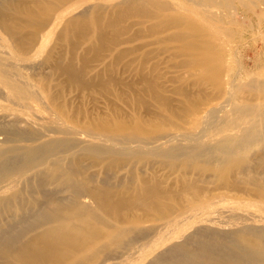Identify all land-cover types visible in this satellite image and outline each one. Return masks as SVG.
Returning a JSON list of instances; mask_svg holds the SVG:
<instances>
[{
	"label": "bare ground",
	"instance_id": "obj_1",
	"mask_svg": "<svg viewBox=\"0 0 264 264\" xmlns=\"http://www.w3.org/2000/svg\"><path fill=\"white\" fill-rule=\"evenodd\" d=\"M16 1L0 0V264H264V75L245 69L264 45V0ZM124 15L139 34L117 39ZM73 35L96 65H74ZM135 49L147 115L55 103L50 79L90 88L83 77ZM163 59L189 91L155 83Z\"/></svg>",
	"mask_w": 264,
	"mask_h": 264
},
{
	"label": "rangeland",
	"instance_id": "obj_2",
	"mask_svg": "<svg viewBox=\"0 0 264 264\" xmlns=\"http://www.w3.org/2000/svg\"><path fill=\"white\" fill-rule=\"evenodd\" d=\"M12 1L15 3L17 2L16 0ZM113 17L115 18L116 15ZM126 17L127 16L124 15L115 22L116 27L119 29V33L116 36L117 39H124L125 37L131 35L136 36L139 34L138 26L136 25H130L129 30L126 29V25H129V22L134 21L136 18L130 17V19ZM110 32L111 30L107 28L106 37L108 39H111ZM72 39L74 43H76V49L74 50L76 55L73 57L74 65L76 67H81L84 64H88L90 68L96 65L99 58L95 55L96 47H88L89 43L85 40L83 35H73ZM138 42V40H134L131 44L137 45ZM52 43L57 47L56 50L60 51L59 54H61V57L65 59L70 57V54L72 53V46L70 43L60 40L57 37L53 38ZM109 45L110 43L105 44L106 47ZM106 50L107 49L100 51L99 55L101 58L106 53ZM256 50L257 49L252 53V62H247V67H245V69L253 75H264V45H260L258 52ZM81 55L85 56V61L81 59ZM141 58V49H135V51L131 53H124L123 57L119 58L114 63L111 62V64L95 78L88 79L87 77H83V81H94L93 86H90V88L80 87L76 83L68 82L64 75H61L59 80H52L49 78L50 81L55 84V89L58 93L55 103L57 102L60 106L65 107L69 113H75L79 117L87 115L94 117L106 116L107 118L114 120L130 116L131 114L147 115L148 108H151L152 97L148 92L141 90L142 79L140 73L144 71L140 64ZM54 59V56H52L48 63H46L45 67H47L48 70L45 71L59 75L60 72L54 66ZM156 61V58L151 59L148 57V64H155L154 62ZM168 65L169 63L164 61V59L157 64L161 72L165 71V77L161 80H156L155 83H163L166 85L168 90L164 92V94L170 98H176L181 90L185 92L190 90L188 85L189 81L187 82V80L191 78L185 76L183 70H179L180 72L178 74H181L182 77L185 76L184 83L181 84L177 81L171 82L169 77L170 72H168L167 67ZM9 69L14 72L22 73V79H25L28 82H36L37 80H40V78H46L44 74L45 71L42 68L22 69L20 67H14ZM230 71L234 70L232 69ZM98 76H100V78H98ZM149 78L151 79L152 75H150ZM129 87H131V89H129ZM118 94L121 95L119 96ZM8 106L12 107L9 104ZM23 111V113H27V111Z\"/></svg>",
	"mask_w": 264,
	"mask_h": 264
}]
</instances>
